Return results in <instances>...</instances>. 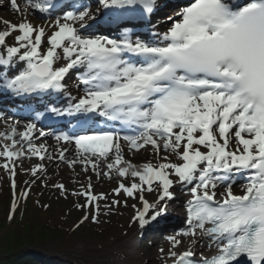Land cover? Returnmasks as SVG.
Instances as JSON below:
<instances>
[{
    "label": "snow or ice",
    "instance_id": "6c2138e0",
    "mask_svg": "<svg viewBox=\"0 0 264 264\" xmlns=\"http://www.w3.org/2000/svg\"><path fill=\"white\" fill-rule=\"evenodd\" d=\"M98 2L94 12L84 0L72 10L63 0H7L21 19L0 18V89L20 98L66 96L65 107H45L75 121L59 134L38 127L44 112L23 131L19 120L5 121L0 138L10 143L0 145V167L11 187L17 168L32 157L42 163L30 175L47 178L43 161L53 155L36 140L52 135L64 145L59 161L79 163L98 182L117 181L111 194L95 192L89 176L70 193L85 199L76 205L86 210L80 224L99 223L102 212L129 207L132 199L139 203L130 205L132 222L143 231L184 196L187 226L167 237L162 264H264V0H188L165 17L163 31L151 19L159 0ZM37 13L47 23L29 19ZM141 21L150 26L147 37L134 30ZM99 24L116 31L97 34ZM73 71L77 95L68 87ZM69 148L76 158L67 159ZM142 150L153 159L133 162ZM52 186L67 198L63 183ZM16 208L14 200L10 220ZM201 246L215 253L205 255Z\"/></svg>",
    "mask_w": 264,
    "mask_h": 264
},
{
    "label": "rangeland",
    "instance_id": "374dc122",
    "mask_svg": "<svg viewBox=\"0 0 264 264\" xmlns=\"http://www.w3.org/2000/svg\"><path fill=\"white\" fill-rule=\"evenodd\" d=\"M10 10L12 9L8 6L7 0H5V4L0 6V12L8 11V14L5 16L0 15V18L14 23L19 22L20 16L14 11L10 12ZM29 19L34 24L45 23L37 21L33 15H30ZM3 27L4 25L0 23V29H3ZM49 154L53 155V157L57 155L54 152H49ZM150 159H153L151 151L144 152L142 150L134 157L133 162L140 163ZM24 162H27L29 169L39 163L38 160L30 159H26ZM43 163L47 167V178L43 177L42 181L38 180L39 183L35 182L34 186L37 189L44 187L45 199L43 202L33 199L29 219L47 223L54 227L61 225L60 227L64 229L63 232H58L57 235L49 237L37 246L41 251L52 255L59 264H120V260L128 259L129 256L125 249L127 242L134 243L135 248L140 250L143 264L152 263L153 258L159 254V250L166 248L169 244L167 239L162 241H159L160 238L151 240L148 237V233L143 238L139 237L136 232L138 224L132 222L134 210L130 207L132 203H137L139 207V203L132 199H128L129 207H118L107 215L102 212L99 223L93 222L90 218L80 224L83 217L80 219L78 217L81 215L79 212L83 209L77 208L76 205L85 203V199L73 196L70 193L81 190L82 185L87 183L89 176H91L95 185V192L111 194L112 189L117 186V181L103 179L98 182L95 173L91 171L84 172L83 167L79 164L72 167L60 161H55L54 158L50 161H43ZM0 169L3 168L0 167ZM8 178L10 179L7 170H0V198H8L9 196L13 198L14 191ZM17 178V190L14 194L18 196V205L20 202V204H24L27 201L28 197L21 198L20 194L25 190H28L29 193L28 185H33L31 180L34 177L29 173L24 179ZM8 183L10 184V189L8 188ZM57 183H63L68 189L67 198L61 195L60 189L52 186ZM78 183L81 184V187ZM112 198L123 200L125 197L121 195V197L113 196ZM147 198L150 200L154 199L155 194H147ZM108 202L110 203L111 201L109 200ZM4 212V210L0 209V216ZM78 224L79 227H77ZM19 226H17V230H20ZM71 231L74 232L71 234Z\"/></svg>",
    "mask_w": 264,
    "mask_h": 264
},
{
    "label": "trees",
    "instance_id": "16d2710c",
    "mask_svg": "<svg viewBox=\"0 0 264 264\" xmlns=\"http://www.w3.org/2000/svg\"><path fill=\"white\" fill-rule=\"evenodd\" d=\"M10 198H0V209L5 211L0 216V264H33L36 261L32 253L34 250L28 249V246L40 244L64 229L61 225L54 227L29 219L33 199L42 202L45 199L42 187L37 189L33 186L30 189L26 204L17 208L11 220L8 214ZM17 226L20 230L16 229Z\"/></svg>",
    "mask_w": 264,
    "mask_h": 264
},
{
    "label": "bare ground",
    "instance_id": "6f19581e",
    "mask_svg": "<svg viewBox=\"0 0 264 264\" xmlns=\"http://www.w3.org/2000/svg\"><path fill=\"white\" fill-rule=\"evenodd\" d=\"M10 12H12V10H10ZM175 12H172V14ZM8 11L5 12H0V15H7ZM162 31L165 29L163 27V25H161ZM152 200V199H151ZM185 202V197L184 196H180L178 199L169 202V208H168V212L169 214H173L176 213L179 216H183L184 214V205L183 203ZM169 247H166V249ZM126 251L128 252V259L125 260H120V264H143L142 263V258H141V252L140 250H137L135 248V244L132 242H127L126 246H125ZM200 251L203 252L205 255L207 253H214L215 249H208L205 248V246H201ZM144 264H162V260L160 259V254H157L153 260L152 263H144Z\"/></svg>",
    "mask_w": 264,
    "mask_h": 264
}]
</instances>
